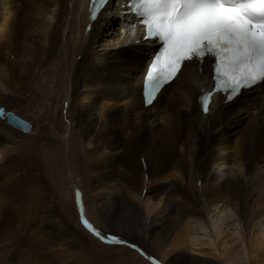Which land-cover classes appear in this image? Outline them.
Here are the masks:
<instances>
[{"label":"bare ground","instance_id":"bare-ground-1","mask_svg":"<svg viewBox=\"0 0 264 264\" xmlns=\"http://www.w3.org/2000/svg\"><path fill=\"white\" fill-rule=\"evenodd\" d=\"M89 4L0 0V108L32 125L27 136L0 118L3 131L44 146L48 134L68 147L73 140L92 203L103 207L117 199L137 213L162 262L264 264V83L231 102L215 96L206 115L197 100L211 86L206 60L202 74L186 67L146 108L143 80L156 43L144 40L126 1H111L93 22ZM109 17L122 21L113 51L101 36ZM4 135L0 173L25 162L11 155L14 139ZM51 157L56 169L58 157ZM71 184L73 199L78 188ZM77 219L79 231L63 216L38 220L34 250L65 247L77 263L98 264ZM128 221L129 229L140 230ZM23 254L19 259L30 260Z\"/></svg>","mask_w":264,"mask_h":264},{"label":"rangeland","instance_id":"rangeland-1","mask_svg":"<svg viewBox=\"0 0 264 264\" xmlns=\"http://www.w3.org/2000/svg\"><path fill=\"white\" fill-rule=\"evenodd\" d=\"M110 7H113V5L111 4ZM114 7L115 10L118 9V12H120L119 8ZM120 14L122 15L121 12ZM123 14L125 16L126 13ZM118 19H111L109 17L110 22L108 27L101 29V36H104V41H107L106 43L110 51L120 47L117 43V39L119 38L117 33H120L119 30L122 21ZM127 27L131 29L129 25ZM225 128H218V132H224ZM0 131L4 132L2 126H0ZM4 134L14 139L13 144L15 148H13V144L9 145L13 150L11 155L16 153L12 156L16 157L17 155L19 160L25 162L18 164L16 170L15 168H12L13 170L5 169L4 171L6 172L3 173H8L6 176L0 173L2 175H0L1 179L4 178L3 180L0 179V189L2 190H0V203L4 205L0 212V264H83L82 262L77 263L73 249L69 250V248L67 249L65 247L59 248L49 244L44 245L42 248L36 246L35 250L32 247L34 245L33 241L40 239V232L37 225L38 220L44 217L46 218L52 215L63 216L79 231L77 223L75 222L79 218V222L82 224L80 205L77 204V192L80 193V200H83L86 214L84 217L103 236H115L126 241V244L123 245L106 244L85 228L86 233L84 236L90 248L95 252L94 259H96L98 264H152L151 260L146 259V255L154 258L160 264L172 263V261L162 262L158 250L152 243L155 238H150L145 228L140 227L142 224L140 216L132 210L127 211L125 209L126 207H122L120 200L112 199L108 202L109 206L103 207L92 203V200L88 197V190L86 191L85 189L88 186V180L84 166L79 161L81 154H79L80 152L77 150L76 143L73 140L70 139V145L68 147V142L59 141L53 135L48 134L50 141H48L47 146H44V143L34 142V139L31 137L23 140L18 137L16 139L15 134L12 135L9 132L0 133L1 136H5ZM17 142H21L23 146ZM53 153L59 160L56 169L53 166V159L51 157ZM67 157L70 158V166L68 165ZM0 164L3 165L5 162H0ZM71 173L73 176H71ZM7 175L9 176L7 177ZM18 180L22 181V183L18 184ZM32 180H37L40 186L31 184ZM73 182L77 184L78 189L74 188V197L72 199L71 190L68 188H72L70 184ZM6 183H10V186ZM10 192L12 193L10 194ZM2 196L4 197L2 198ZM115 200L119 202L117 203ZM261 202L264 203V197ZM73 215L76 219L75 221L71 219ZM123 217L126 219H123ZM117 219H122L123 222L121 221L122 223H120ZM128 220H132L134 225L139 224L140 230L129 229ZM53 221L52 219L50 224ZM46 225L47 223L43 226L45 227ZM131 245H136L146 255H141V252L136 251ZM27 252L31 254L30 260H26L25 257H23V260L19 259L21 255L24 256L23 253ZM207 260H212V258H208ZM212 262L216 261L214 260ZM172 264L175 263L173 262Z\"/></svg>","mask_w":264,"mask_h":264},{"label":"snow or ice","instance_id":"snow-or-ice-1","mask_svg":"<svg viewBox=\"0 0 264 264\" xmlns=\"http://www.w3.org/2000/svg\"><path fill=\"white\" fill-rule=\"evenodd\" d=\"M110 3L92 0L91 19L96 20ZM125 7L140 18L143 38L161 44L146 73V104H152L160 90L186 67L202 74L206 60L211 67V86L201 89L197 97L205 114L211 111L216 94L231 102L243 90L264 83V0H126ZM13 119L20 127H28ZM77 204L81 222L90 233L106 244H126L118 237L103 236L84 217L79 192ZM131 247L146 255L136 245Z\"/></svg>","mask_w":264,"mask_h":264},{"label":"water","instance_id":"water-1","mask_svg":"<svg viewBox=\"0 0 264 264\" xmlns=\"http://www.w3.org/2000/svg\"><path fill=\"white\" fill-rule=\"evenodd\" d=\"M0 110H3L2 113H0V118L3 119V120L7 118V124L9 126L14 127V128H18V129H20L22 132H24L26 134L31 132L32 125L29 122H27V121L23 120L22 118L18 117L13 112H7L6 113L4 108H0ZM13 117L18 118L20 121H24L27 124L28 127L27 128L20 127L19 125H17L15 123V120L13 119Z\"/></svg>","mask_w":264,"mask_h":264}]
</instances>
